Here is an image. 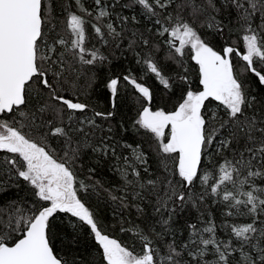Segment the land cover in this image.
Listing matches in <instances>:
<instances>
[{
	"label": "snow or ice",
	"instance_id": "obj_1",
	"mask_svg": "<svg viewBox=\"0 0 264 264\" xmlns=\"http://www.w3.org/2000/svg\"><path fill=\"white\" fill-rule=\"evenodd\" d=\"M0 264H264V0H0Z\"/></svg>",
	"mask_w": 264,
	"mask_h": 264
}]
</instances>
